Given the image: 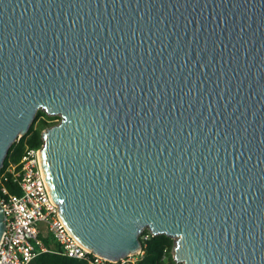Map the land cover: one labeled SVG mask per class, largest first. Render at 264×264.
<instances>
[{
	"label": "water",
	"instance_id": "95a60500",
	"mask_svg": "<svg viewBox=\"0 0 264 264\" xmlns=\"http://www.w3.org/2000/svg\"><path fill=\"white\" fill-rule=\"evenodd\" d=\"M40 110L84 247L118 262L148 229L176 264H264V0H0V172Z\"/></svg>",
	"mask_w": 264,
	"mask_h": 264
},
{
	"label": "built area",
	"instance_id": "2783aa9c",
	"mask_svg": "<svg viewBox=\"0 0 264 264\" xmlns=\"http://www.w3.org/2000/svg\"><path fill=\"white\" fill-rule=\"evenodd\" d=\"M10 180L19 187L21 195L10 193L4 186L0 190V205L7 218L0 244V264H31L48 253L50 248L41 235L50 236L61 253L72 259L86 260L89 264L134 263L136 256L118 262L105 259L72 236L46 185L40 149H26L19 165L11 163L0 172V185Z\"/></svg>",
	"mask_w": 264,
	"mask_h": 264
},
{
	"label": "trees",
	"instance_id": "16d2710c",
	"mask_svg": "<svg viewBox=\"0 0 264 264\" xmlns=\"http://www.w3.org/2000/svg\"><path fill=\"white\" fill-rule=\"evenodd\" d=\"M59 119L61 118L49 116L44 110L38 111L29 132L11 146L1 172L11 163L19 165L26 149H41L44 144L43 131L58 124V122L54 121ZM2 186L6 187L12 194L21 195V190L11 180L6 183L2 182L0 190ZM41 239L46 242L50 251L35 258L31 264H89L86 260H77L64 256L61 253L60 246L50 236L41 235ZM141 241L143 253L134 258V263L119 262L117 264H176L173 255L175 240L172 237L164 234L153 236L148 229H145L141 234Z\"/></svg>",
	"mask_w": 264,
	"mask_h": 264
},
{
	"label": "rangeland",
	"instance_id": "374dc122",
	"mask_svg": "<svg viewBox=\"0 0 264 264\" xmlns=\"http://www.w3.org/2000/svg\"><path fill=\"white\" fill-rule=\"evenodd\" d=\"M54 117H59L60 118V116H54ZM61 121V119H59V120H56V121H54V122H60Z\"/></svg>",
	"mask_w": 264,
	"mask_h": 264
}]
</instances>
